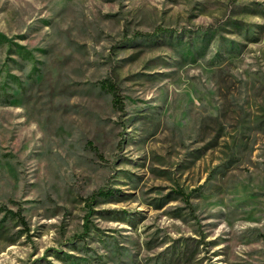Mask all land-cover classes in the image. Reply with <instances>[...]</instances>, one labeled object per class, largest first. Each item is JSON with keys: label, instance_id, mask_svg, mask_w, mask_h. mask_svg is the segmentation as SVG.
I'll list each match as a JSON object with an SVG mask.
<instances>
[{"label": "rangeland", "instance_id": "374dc122", "mask_svg": "<svg viewBox=\"0 0 264 264\" xmlns=\"http://www.w3.org/2000/svg\"><path fill=\"white\" fill-rule=\"evenodd\" d=\"M0 264H264V0H0Z\"/></svg>", "mask_w": 264, "mask_h": 264}, {"label": "trees", "instance_id": "16d2710c", "mask_svg": "<svg viewBox=\"0 0 264 264\" xmlns=\"http://www.w3.org/2000/svg\"><path fill=\"white\" fill-rule=\"evenodd\" d=\"M170 30H165V29H161V28H157L155 30V32H153L152 34H148V33H136L135 34V38H151V37H155L160 33H170ZM101 88L109 93L112 94L113 96V103H114V107L121 109L122 107V102H121V98L117 93V87L114 83L109 82V81H104L101 84ZM112 197V191L110 190H105V189H99L98 191H95L90 198L88 199V204L89 206L93 205V203H95L98 199L100 198H109Z\"/></svg>", "mask_w": 264, "mask_h": 264}]
</instances>
